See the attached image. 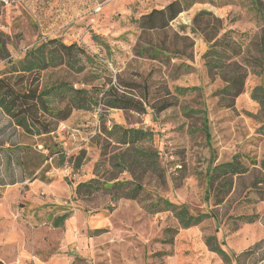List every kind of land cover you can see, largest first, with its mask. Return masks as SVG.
I'll return each mask as SVG.
<instances>
[{
	"label": "rangeland",
	"instance_id": "rangeland-1",
	"mask_svg": "<svg viewBox=\"0 0 264 264\" xmlns=\"http://www.w3.org/2000/svg\"><path fill=\"white\" fill-rule=\"evenodd\" d=\"M171 1L0 2V76L26 50L45 39H58L83 47L100 67L97 73L87 67L82 74L67 75L74 87H88L86 80L100 86L107 78L116 84L119 76L149 86V104L163 97L164 89L174 96L172 106L160 113L149 107L145 114L100 106L88 112L73 111L55 132L40 137L24 134L0 111L3 264H224L206 246L204 240L209 236L231 257H238H232V264H264V110L251 98L257 87L264 90V78L258 74L264 21L258 19L251 0H193L170 25L193 41L192 60L137 56L139 31L133 20ZM259 2L264 7V0ZM216 25L218 36L227 32L226 41L235 46V55L220 46L227 64L235 63L245 72L237 97L223 95L225 82L219 72L210 74L205 66L203 55L209 37H215ZM92 35L101 43L94 42ZM181 62L190 69H177ZM64 73L62 67L48 70L44 81L61 80ZM175 87L194 90L176 95ZM195 111L204 113L208 141L201 130L202 115ZM113 124L151 132V139L143 145L157 153L158 170L136 180L143 187L140 199L114 200L108 193L78 197L74 194L77 184L94 178L96 166L99 174H106L105 160L118 151L112 143L107 154L101 155L106 145L104 132ZM43 146L54 147L59 154L35 172L29 163L35 157L31 151H42ZM234 156L247 172L233 179L231 191L215 205L216 185L207 189L206 173ZM41 169L47 171L44 176L49 182L40 180ZM34 172L39 177H28ZM12 179L19 183L8 185ZM117 179L130 181L131 176L123 172ZM157 198L184 205L193 215L212 210L215 219L179 229L169 239L164 231L178 228L171 213L150 214L144 207ZM63 214H68L63 226L53 228V220ZM250 215H257L256 222L244 224L237 219ZM97 229L104 232L95 235Z\"/></svg>",
	"mask_w": 264,
	"mask_h": 264
},
{
	"label": "trees",
	"instance_id": "trees-1",
	"mask_svg": "<svg viewBox=\"0 0 264 264\" xmlns=\"http://www.w3.org/2000/svg\"><path fill=\"white\" fill-rule=\"evenodd\" d=\"M193 0H174L162 9H152L147 14L142 15L138 20H133L137 26L139 35L135 54L149 59H174L192 60L193 41L187 37L173 31L171 23L182 12L187 11ZM258 19L264 21V7L259 0H251ZM208 15V13H202ZM218 23V22H217ZM215 37H209V47L204 53L203 59L208 73L218 71L225 87L221 93L226 97H237L241 94L244 86L245 72L241 71L235 63L226 62L225 51L221 47H227L235 55L234 44L227 42L225 36L227 32L218 36L220 28L215 26ZM92 40L100 44L99 38L92 35ZM106 46V44H104ZM221 46V47H220ZM107 47V46H106ZM260 53L262 65L258 64L259 72L264 78V29L260 37ZM65 72L61 80L50 82L44 81L48 70L59 69ZM87 67H92L94 72H99L100 67L96 64L94 57L81 46L72 43L64 44L58 39H45L37 46L26 50L23 57L17 61L9 62L7 70L0 76V111L9 118L12 125L20 129L29 137L49 136L56 131L59 123L66 121L73 111H91L94 107L100 106L104 110H122L137 114H145L149 107L154 113H160L173 104L172 94L169 90H163V97L154 104H149V86L139 84L134 81L123 80L116 76V84L112 83V78H107L108 82H103L100 86L93 85L94 81L86 80L88 87H74L72 82L67 80V75L82 74ZM190 69V66L181 62L176 68ZM86 75L85 77H87ZM98 77V76H97ZM90 81V82H89ZM194 88L175 87L176 95H184ZM167 96V97H164ZM252 100L257 102L264 110V90L257 87L251 94ZM200 113L203 119L202 132L206 141L210 139L206 125L204 113ZM264 132V125L262 126ZM105 143L101 148V155L105 156L107 147L114 144L118 151L107 160L108 170L106 174H99L96 166L95 177L86 182L78 183L74 194L78 197L89 196L97 193H108L112 199L120 198L137 200L143 187L136 183V180L147 172L158 170L157 153L143 145L152 137L151 132L139 128H123L112 125L109 130H105ZM17 150V149H16ZM48 152V154H44ZM35 157L29 161L33 171H37L52 155L59 154V150L43 146L39 152L31 151ZM37 160L38 162H32ZM20 167L23 162L15 159ZM34 163V164H33ZM25 167V166H24ZM264 168V165H262ZM35 172L28 177L37 178L49 182L50 179L44 176L45 170L41 169L39 175ZM128 173L130 181L118 180L121 173ZM246 168L234 156L230 161L214 166L210 172L206 173L205 181L207 189L216 185L214 197L215 205L222 203V197L226 196L233 187V179L245 174ZM34 175V176H33ZM25 179H21V182ZM19 183L12 179L8 185ZM208 196H206L207 198ZM145 210L150 214L159 212H169L176 220L178 228L166 229L164 234L170 239L177 234L179 229H188L198 226L203 221L215 219L212 210L190 214L184 205L175 204L167 199L157 198L144 205ZM68 214H63L55 218L52 222L53 228H60ZM237 219L244 224H252L258 219L257 215L239 216ZM103 230H95L93 233L99 235ZM170 241V240H169ZM209 251L215 253L224 264H232V257L223 250L212 236L204 240ZM0 264L3 262L0 260Z\"/></svg>",
	"mask_w": 264,
	"mask_h": 264
},
{
	"label": "built area",
	"instance_id": "built-area-1",
	"mask_svg": "<svg viewBox=\"0 0 264 264\" xmlns=\"http://www.w3.org/2000/svg\"><path fill=\"white\" fill-rule=\"evenodd\" d=\"M1 3H7V0H0Z\"/></svg>",
	"mask_w": 264,
	"mask_h": 264
},
{
	"label": "crops",
	"instance_id": "crops-1",
	"mask_svg": "<svg viewBox=\"0 0 264 264\" xmlns=\"http://www.w3.org/2000/svg\"><path fill=\"white\" fill-rule=\"evenodd\" d=\"M47 171L44 173L46 175ZM97 230H101V229H97ZM95 231V230H94Z\"/></svg>",
	"mask_w": 264,
	"mask_h": 264
}]
</instances>
